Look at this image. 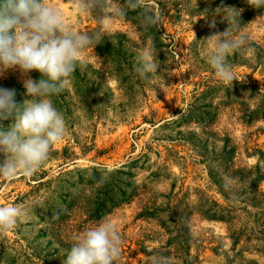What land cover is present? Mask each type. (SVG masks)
I'll return each mask as SVG.
<instances>
[{
  "label": "rangeland",
  "instance_id": "obj_1",
  "mask_svg": "<svg viewBox=\"0 0 264 264\" xmlns=\"http://www.w3.org/2000/svg\"><path fill=\"white\" fill-rule=\"evenodd\" d=\"M141 1L155 7L158 17L162 0ZM45 2L58 6L80 31L100 29L92 15L74 16L72 1ZM201 19L184 10L178 20L161 18L172 57L159 75L147 80L146 98L124 116L120 118L119 108H109L94 131L77 121L75 136L67 130L33 176L0 177V206L29 210L26 220L0 232V264H63L76 239L103 220L116 224L121 237L115 264H153L154 258L161 264H264V242H247L244 233L233 244L231 229H240L239 224L229 228L199 215L204 197L224 204L207 166L191 150L203 125L186 115L194 99L218 82L207 63L209 36L196 39ZM113 30L135 36L134 29L118 18H112L107 29ZM241 30L264 46V11ZM145 50H138L136 57ZM81 59L97 60L91 48ZM231 67L238 81L264 84V58L259 65ZM23 79L19 71L9 70L0 78V87L16 90L23 87ZM109 84L114 86L113 81ZM15 93L16 103L22 105ZM222 95L216 94L213 106ZM207 103L202 99L196 106ZM238 108L220 105L210 129L229 136L237 146L234 164L257 166L264 175V119L243 123ZM260 188L264 191V178ZM174 206L181 223L187 221L184 227L175 222ZM186 229L190 246L179 235Z\"/></svg>",
  "mask_w": 264,
  "mask_h": 264
},
{
  "label": "trees",
  "instance_id": "obj_2",
  "mask_svg": "<svg viewBox=\"0 0 264 264\" xmlns=\"http://www.w3.org/2000/svg\"><path fill=\"white\" fill-rule=\"evenodd\" d=\"M137 2L139 7L133 9L127 8V0H111L114 9H126L123 17L113 18L128 23L134 29L135 36L117 30L103 31L100 44L91 48L97 60L89 62L87 59H81L82 66L73 72L65 89L50 98L63 115L66 129L73 136L74 124L77 121L82 120L85 129L94 131L96 123L106 115L109 108H119L121 118L140 99L146 98V88L149 86L147 80L151 76L159 75L172 57L168 52V45L164 43L166 36L160 24L162 17L175 21L180 18L183 10L191 17H203L199 21L200 31L196 39H205L227 29V23L223 20L228 11L225 8L237 9V15L240 13L241 28L264 11L251 7L247 0H162L158 2L157 17L155 7H150L141 0ZM145 15L153 17L156 23L146 25ZM212 16L215 19L214 28L210 27ZM247 38L246 44L228 58L230 65L261 64L264 46L258 45L248 36ZM144 47L151 49L156 65L147 77H141L136 71L139 64L136 52ZM30 76L39 79L40 74L32 72ZM111 81L114 82L113 87L109 84ZM15 92H18L22 102L30 99L22 86H17ZM219 92L223 93L221 101L213 106V100L219 98L216 97ZM202 99L209 100V103L196 106ZM194 101L196 103L189 106L186 115L197 118L196 123L203 127L199 139L190 143L193 157L207 166L211 182L224 200L222 204L204 197L199 215L207 220L229 224V228H232L233 224H239L242 229H231L233 244H237L244 233L247 234V242H264V191L260 188L264 175L257 166L246 168L234 164L237 146L231 142L229 136H220L217 131L210 129L220 105L236 104L239 107V119L246 124L264 119V84L260 85L258 81H250L249 84L235 79L232 84L224 85L218 81L207 87ZM236 203L243 205L236 206ZM173 209L172 215L177 219L175 222L184 227L187 221L181 223L180 216L176 217V206ZM179 235L190 246L191 238L187 229L179 232Z\"/></svg>",
  "mask_w": 264,
  "mask_h": 264
},
{
  "label": "clouds",
  "instance_id": "obj_3",
  "mask_svg": "<svg viewBox=\"0 0 264 264\" xmlns=\"http://www.w3.org/2000/svg\"><path fill=\"white\" fill-rule=\"evenodd\" d=\"M247 2L255 9H264V0ZM138 7L137 0H127V8ZM225 9L227 29L205 40L209 42L207 63L216 79L229 85L235 76L228 58L248 38L242 34L237 9ZM72 14L77 18L94 16L100 29L78 30L58 6L45 0H0V78L9 70L19 71L25 94L30 97L18 105L15 90L0 87V177L6 180L33 176L48 160L53 145L65 137L64 117L50 98L65 89L73 72L82 66L83 54L100 44L112 18L123 17L126 9H114L111 0H72ZM144 22L153 25L156 20L145 15ZM210 27H215L214 17ZM155 67L149 48L140 56L136 71L147 77ZM32 72H38L39 79L31 78ZM28 217L27 208L0 206V232L14 229ZM120 244L117 225L103 220L76 239L63 264H115ZM153 264H161L160 259L154 258Z\"/></svg>",
  "mask_w": 264,
  "mask_h": 264
}]
</instances>
